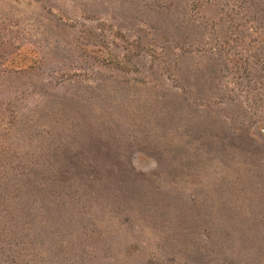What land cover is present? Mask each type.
Returning <instances> with one entry per match:
<instances>
[{"label":"rangeland","instance_id":"374dc122","mask_svg":"<svg viewBox=\"0 0 264 264\" xmlns=\"http://www.w3.org/2000/svg\"><path fill=\"white\" fill-rule=\"evenodd\" d=\"M0 264H264V0H0Z\"/></svg>","mask_w":264,"mask_h":264},{"label":"trees","instance_id":"16d2710c","mask_svg":"<svg viewBox=\"0 0 264 264\" xmlns=\"http://www.w3.org/2000/svg\"><path fill=\"white\" fill-rule=\"evenodd\" d=\"M22 174L25 176V180H27V183L29 181L36 182V183L32 182L35 185V188L37 189V191H36L37 194H34L33 198L28 199V200H31L30 202L28 201V203H27L30 206H33L32 203H34L36 201L39 204H43V202H44L43 199H46L49 196H59L60 195L59 191L64 188V183L67 180L64 178V175L57 178V176H59V170L57 167L51 166V164L28 165L23 169V171L21 172V175ZM23 175H22V177H23ZM55 178H57V179L55 180ZM53 180H55V181H53ZM71 182H73V181H71ZM98 185L101 186L102 189H104V185L102 183H98ZM39 190L42 192V194L39 192ZM99 192L100 191L97 190V193H99ZM38 196L43 197V199H41ZM39 199L41 201H39ZM130 250H131V247L126 248L124 255L130 253Z\"/></svg>","mask_w":264,"mask_h":264}]
</instances>
